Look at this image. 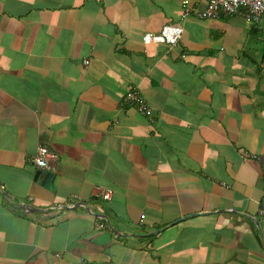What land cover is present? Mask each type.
<instances>
[{
    "label": "crops",
    "instance_id": "obj_1",
    "mask_svg": "<svg viewBox=\"0 0 264 264\" xmlns=\"http://www.w3.org/2000/svg\"><path fill=\"white\" fill-rule=\"evenodd\" d=\"M185 1L0 0V264H264V20Z\"/></svg>",
    "mask_w": 264,
    "mask_h": 264
},
{
    "label": "built area",
    "instance_id": "obj_2",
    "mask_svg": "<svg viewBox=\"0 0 264 264\" xmlns=\"http://www.w3.org/2000/svg\"><path fill=\"white\" fill-rule=\"evenodd\" d=\"M204 7L196 9L194 14L204 19H215L219 16L239 15L251 21L264 20V0H202ZM187 2V0L185 1ZM183 32L181 26L164 25L158 33H145L143 39L145 42H166L175 44L180 39ZM127 100L134 103L138 102V106L147 115L151 110L145 105V101L139 94L132 90L127 94ZM31 162L35 167L47 171L55 168L57 154L49 146L41 144L37 147L35 155L31 157ZM100 196L104 200L111 199L110 190H101ZM260 217L264 218V207L259 209ZM103 227V222L99 224Z\"/></svg>",
    "mask_w": 264,
    "mask_h": 264
},
{
    "label": "water",
    "instance_id": "obj_3",
    "mask_svg": "<svg viewBox=\"0 0 264 264\" xmlns=\"http://www.w3.org/2000/svg\"><path fill=\"white\" fill-rule=\"evenodd\" d=\"M37 177L42 180L43 183L47 181L48 178L52 177L51 172L47 170L40 169L36 172Z\"/></svg>",
    "mask_w": 264,
    "mask_h": 264
},
{
    "label": "trees",
    "instance_id": "obj_4",
    "mask_svg": "<svg viewBox=\"0 0 264 264\" xmlns=\"http://www.w3.org/2000/svg\"><path fill=\"white\" fill-rule=\"evenodd\" d=\"M142 98V97H141Z\"/></svg>",
    "mask_w": 264,
    "mask_h": 264
}]
</instances>
